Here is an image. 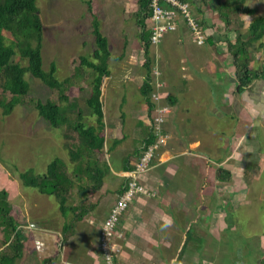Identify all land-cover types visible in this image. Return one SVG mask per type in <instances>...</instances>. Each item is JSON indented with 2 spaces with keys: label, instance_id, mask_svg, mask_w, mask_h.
I'll use <instances>...</instances> for the list:
<instances>
[{
  "label": "rangeland",
  "instance_id": "rangeland-1",
  "mask_svg": "<svg viewBox=\"0 0 264 264\" xmlns=\"http://www.w3.org/2000/svg\"><path fill=\"white\" fill-rule=\"evenodd\" d=\"M88 1L90 2L92 13L96 15L99 21L102 34L108 39L111 53L108 60L110 76L104 80L102 89L103 111L105 109L107 113L119 118V126L117 128L111 125L117 130L110 129L107 124L110 121L103 119L105 127L102 133L105 137V143L98 157L101 161L104 160L106 163L116 166L118 163H123L122 160L126 153L138 148L137 142L139 141L136 140L135 133L138 134L137 132L141 129L138 127L139 120L137 118L141 114L140 108L142 107L144 111V107H146L140 94V87L144 81L142 70L144 55L142 45L138 39L140 28L135 24L134 18L130 16L137 8L135 1L37 0L36 5L39 9V17L43 27L42 69L48 71L50 64H55V78L61 81L68 79L70 82V85H67L64 89L65 95L70 100L76 101V107L81 110L84 116L83 121L86 124H95V120L89 116L90 111L86 106V99L91 89V70L83 67L79 68L82 69L80 74H74L79 67L80 58H90L95 50L91 27L92 14L87 7ZM244 6L255 8L257 12L253 16H246L243 21L240 16L242 13L237 12L235 5H232L230 9L223 10V13L226 12L229 15L231 24L228 26L221 21L222 24L219 23L217 26L221 27L223 25V28L225 27L228 33H232L233 29L236 33H232V35L235 37L238 32L245 31L247 29L246 26L248 27L255 17L264 15V0H247ZM230 10L233 12H230ZM170 33L163 37L161 43ZM188 33H190L191 37L193 36L191 32L188 31ZM2 34L5 37L6 45H9L13 41L10 33L3 31ZM161 43L159 42L158 44ZM158 44L151 43L150 54L152 58H154L155 52L159 51L160 45ZM204 45L195 44L194 48L200 49L198 50L199 52H204L206 51ZM14 49L16 54L11 62L26 66L27 62L19 56L18 48ZM168 55L171 56V53L169 52ZM183 56L187 58L185 54ZM176 57L178 58V55ZM157 67V70L160 71L159 61L157 62ZM258 68L259 65L257 64L254 70ZM159 75L161 81L162 75L160 72ZM216 77L205 73L198 74L197 81L191 83L193 88H189L188 85L190 84H188L187 90L180 92L181 98L178 99V105H175L176 109L175 107L171 108L167 102L163 88L160 90V100L154 101V98L152 100L157 104V107L159 105H167L169 107L170 112L165 116L166 123L170 120L175 110L178 111L177 108L180 105V108L188 107L183 104L187 101L186 104H191L190 114L188 115L187 112L178 114L173 124L178 122L181 130H183L182 126H184V123L186 124V118H190L193 123L198 124L197 130L200 127L201 132L199 129L197 133L198 135L201 134L202 140H206V142L217 140L214 137L215 131L218 128H222L226 137L219 140H224V144H229L233 134L241 132L246 125L244 119H240V108L234 109L225 103L222 107H219V111L222 112L221 116L215 117L213 116L214 113L210 112L211 106L215 104L213 101L214 96L219 92L214 86L216 82H211ZM24 78L30 87L28 94L19 97L18 102L15 103L13 110L9 114L4 115L0 108V187L7 191L6 201L11 206V214L14 213L12 218L18 223L21 233L25 236L23 242L26 252L25 259L18 260L16 264H26L29 260V264L41 263L39 256L33 250L35 245L29 228L31 225H39L51 230L46 231V234H50L52 237L51 259L53 264H61L62 259L71 263L83 262L89 243L93 244L95 242L97 231L95 225L99 222L97 217L102 216V213H105L112 206L115 199L113 191L120 185L123 175L122 173H111L110 176L105 177L104 182L109 187V190L102 189L97 194L86 196L78 191L77 188L71 190L66 206L83 207L88 210L87 213H92L97 221L93 225H90L88 221L82 226H79V222L76 223L75 226L77 225V227L75 229L72 228L73 231L68 230L67 232V242L61 244L59 248L54 247L55 242L58 241H55V239H59L64 223H72L73 225L74 214L77 212L68 211L67 217H62L56 199L52 196L40 194L35 188L25 187L19 179V174L25 171H32L34 175H42L46 172L48 164L57 158L62 161L68 175L74 180L75 187H78V185L84 187L87 180L83 176L82 179H76L73 176L74 163L70 161L66 150L67 145L76 142V132L66 126L61 128L51 127L45 120L40 118L35 109L38 101L44 103L50 100L62 108L67 103L59 100L60 93L57 89L48 88L29 73H26ZM152 81V86L154 87V72H152ZM211 83L212 85H210ZM0 95L5 102L11 98L9 93H2L1 89ZM133 111L134 114H131ZM121 114L123 115L122 117ZM200 114L202 116L197 117ZM67 117L72 122L75 120L76 115L67 112ZM258 133L261 136V131H258ZM123 136L125 137L123 143L112 148V142ZM243 138L245 140L243 141L242 139L241 143L245 144L247 139L245 136ZM170 139L171 137L168 134L166 145L156 153L155 160H160L161 154L167 152L165 150L169 145V141L171 142ZM262 144V141L256 139L254 148L260 152ZM238 147L241 148L239 143ZM109 148L111 151L108 150ZM262 152H264V149H262ZM241 155L243 160L254 156L249 152ZM209 156L211 155L207 154L206 158L210 161V167L214 169L216 168L217 161L215 159L217 157ZM175 158L177 157L164 159V162ZM193 161L191 160L189 164L184 161L183 165H181L183 171L188 170L189 181L191 182L189 186L190 193H187V198L181 201L184 206L189 207V211L192 210V206H201L200 196L198 197L196 195L197 192H195L197 181L195 177L198 180L201 179L203 177V169L199 165V161ZM243 164L245 165V162ZM83 165L84 161L82 162ZM243 169L247 172L246 177L242 178L240 174L237 175V180H240L238 182L240 186L229 183L228 181L230 180H227L225 186L222 187L223 193H212L209 191L210 193L203 194L207 202L210 200V208L205 203L207 207L204 213H212V217L210 218V215H208L207 218L212 226L213 224L216 226L215 224L218 223L217 217L221 216L223 231L221 238L226 236V240L214 241L213 237L210 236L209 241L201 240L199 245L205 248V253H211L209 254L211 258L214 255H219L220 260L222 259L220 264H256L255 261L261 257V253L264 255V169L258 176L253 175L255 171L252 173V170H246L242 166ZM211 173L213 174V171ZM211 181L210 179V184ZM175 188H177L176 185L174 186ZM102 192L106 193L101 196ZM210 196L211 198H209ZM151 197L152 199L157 198L156 192L153 191ZM169 197L173 200L177 199L175 195L165 198L170 199ZM161 205H165V203ZM198 212L202 213V209L200 208ZM88 231L92 232V235L87 236V234H90ZM211 233H213V228ZM190 240H194L192 236L189 237ZM4 243H6L4 242V233L0 228V246ZM4 251L10 253V248L5 247ZM212 264L217 263L212 262Z\"/></svg>",
  "mask_w": 264,
  "mask_h": 264
},
{
  "label": "crops",
  "instance_id": "crops-1",
  "mask_svg": "<svg viewBox=\"0 0 264 264\" xmlns=\"http://www.w3.org/2000/svg\"><path fill=\"white\" fill-rule=\"evenodd\" d=\"M187 1L191 6L194 17L204 28L207 37L204 45L206 51L199 52L198 50L200 49L194 48L195 44L192 41V37L183 23L179 24L175 32L166 36L160 44L159 51H156L154 56L155 63L157 62V57H159L160 74L162 75L161 81L164 85L163 92H165L164 96H166L167 102L168 99L174 100V104L168 103L171 108L175 107L176 109L175 105H178V99L181 98L180 92L186 91L188 84H190L188 85L189 88H193L191 83L197 81L198 74L201 75L205 73L211 76L215 75L217 77L213 78L211 82H216L214 86L219 92L214 96L213 101L215 104L211 106L210 112H213V116L215 117L221 116L222 112L219 111V107H222L225 103L227 106L234 109L240 108L239 116L240 119H244L246 126H244L243 130L238 134H233L229 144H224V140H219L226 137L222 128H218L217 131H215L216 134L214 137L217 138V140L206 142V140H202L201 134L198 135L197 133L200 127L197 130L198 124L193 123L190 118H186V124L184 123V126H182L183 130H181V126L178 122L173 124L178 114H185L186 112L188 115L190 114L191 104H186V101L183 104L188 107L180 108V105L177 108L178 111L175 110L170 120L164 124L166 133L171 137V142L169 141V145L165 150L167 152H163L160 156V160L156 159L153 164H151L150 169L141 177L142 184L152 193L153 191L156 192L157 198L155 197V199H152V197L143 195L138 197L120 219L118 232L121 233L122 238L118 240L121 246V251L117 256L118 264H212V262L220 264L222 259L220 260L218 257L219 255H214L211 258V256H209L211 253H205V248L199 245L201 240L209 241L210 236L213 237L214 241L225 240V238H221V233H223L221 216L219 215L217 217L218 223L215 224L216 227L214 224L212 226L207 219L208 215H210V218L212 217V213H204L207 207L205 203L209 206L210 200L207 202L203 194L210 192L223 193L222 187L225 186L226 180H222V177L225 178L223 174L225 171L230 174V181L228 182L240 186L238 183L240 180H237V175L240 174L242 178H245L247 173L244 169L242 170V166L246 170H252V173L255 171V174H253L254 176H258L264 169V152H262V149H264V80H254L242 93L237 92L235 67L232 54L228 50V44H230V42L235 43L236 36L234 37L232 33L235 34L236 32L232 29V33H228L227 29H225V27L223 28V25L221 27L217 26V24L222 21L219 18L217 7L219 2L224 0ZM135 10L132 13H134ZM230 12L233 11L230 10ZM132 13L130 16H132ZM240 16L244 21L245 17L248 15L241 14ZM229 21L231 24L230 18ZM259 44L260 43L257 42L247 47V52L250 57L249 67L251 69H254L257 64L259 68L262 66L263 50L259 48ZM172 46H174V48H172ZM167 51L171 53V56L168 55L169 52ZM184 54L187 58H184ZM177 55L178 58L176 57ZM212 83L210 85H212ZM180 86H182V88H180ZM144 109L143 111L142 107L140 108L141 114L137 118V120H139L138 127L141 129L137 132L138 134L135 133L136 140L139 141L137 142L138 148L130 152L131 154L126 153L125 156L129 157L130 165L136 161L137 155L142 151L143 142L146 139L148 130L147 121L149 119L147 116V105ZM131 114H134V111ZM243 115H245V117H243ZM122 116L121 114V117ZM201 116L202 114L197 117ZM104 118L110 121L108 123L105 121L110 129L113 128L112 126L116 128L119 126V118L111 113H107L105 109ZM115 127L113 129L117 130ZM258 131H261V136ZM244 136L247 141L245 144H242V139L243 141L245 140L243 138ZM124 138L123 136L120 139H115L112 142V146L114 143H116L115 146H119L123 143ZM256 139L263 143L260 152L254 148ZM238 143L241 145V148L238 147ZM108 150H110V148ZM245 152H247V154L249 152L254 156L247 157V160L244 158L243 160L241 154H245ZM207 154L211 155L209 157H217L215 159V161H217L216 168L212 169L210 167V161L206 158ZM125 157L122 160L123 163H118L116 166L106 163L108 165V170L105 172L103 184L101 188L95 192L97 194L100 193L102 189L109 190V187L104 182L106 179L105 177L110 176L111 173H122L123 179L120 185L113 191L115 198H113L114 201L112 200L113 203L117 195H119L120 188L122 187L121 185L125 180L123 173ZM174 157L177 158L164 162V159ZM191 160H194L193 162L199 161V165L202 166L203 169V177L199 180L195 177L197 180L195 192H197L196 195L198 197L200 196L199 200L201 206H192V210L189 211V207L184 206L181 201L187 198V193H190L189 186L191 182L189 181L188 170L183 171L181 165H183L184 161L189 164ZM244 162L245 165L243 164ZM218 170L222 172L218 173ZM211 171H213V174ZM210 179L212 180L211 184L209 182ZM175 185L177 188L174 189ZM105 193L106 192H102L101 196ZM171 195H175L177 199L173 200L169 197L170 200L165 198ZM209 198H211V196ZM162 203H165V205H161ZM110 208L111 207H109L105 213H102V216L97 217L99 218V222L95 225L97 229L95 244L89 243V248L86 251V257L83 262L71 263L68 261L69 263L93 264L99 260V249L97 246L99 228ZM200 208L202 209V213L198 212ZM10 215L13 216L14 213H10ZM87 221L90 225H93L97 219L92 213H83V216L79 218V220L74 219L72 228L75 229L77 227L75 224L78 222L80 223L79 226H82V224L85 225ZM29 228L35 245V248L32 249L39 256L41 261L40 264H43V261L46 259L51 262L50 256L53 242L51 241V235L46 234V231L51 230L39 225H32L29 226ZM212 228L213 233H211ZM90 230L92 231V229ZM188 231H191V236L194 239L193 241L188 240ZM90 235H92V232L87 234V236ZM7 244L8 243L2 244V246H0V251L3 250L2 252L8 253L4 251L5 247H8ZM219 252L221 254L220 250ZM25 255L26 252L23 247V256L20 260L25 259ZM16 263L17 261H15L14 264ZM29 263L30 260L26 264ZM49 264H52V262Z\"/></svg>",
  "mask_w": 264,
  "mask_h": 264
},
{
  "label": "trees",
  "instance_id": "trees-1",
  "mask_svg": "<svg viewBox=\"0 0 264 264\" xmlns=\"http://www.w3.org/2000/svg\"><path fill=\"white\" fill-rule=\"evenodd\" d=\"M37 0H0V89L2 93H9L11 98L5 102L0 95V108L4 115L9 114L19 97L28 94L30 89L28 82L24 76L29 73L33 78L40 80L45 86L50 89L59 91V100L67 104L65 107H60L58 104L47 100L46 102L38 101L35 105L40 118L45 120L53 128L67 127L76 132V142L66 146L70 161L74 163L73 176L76 179H82V176L87 180L86 185L75 187L74 180L70 178L68 172L64 168V164L60 159L51 161L42 175H34L32 171H25L19 174V179L25 187L37 189L40 194L52 196L56 199L59 205L61 215L66 218L68 211H73L75 220H79L83 213L88 210L83 207L66 206L67 198L71 194L73 188L86 196L94 194L98 191L108 170V165L105 161H100L98 154L101 153L105 137L102 133L104 130V111H103V84L104 80L110 76L108 60L111 56L108 46V39L102 34L100 24L96 15L92 13L90 2L88 1V9L92 14V35L94 36L95 50L90 58L81 57L79 67L76 69L75 75L80 74L85 67L91 70V89L86 106L90 111V117H93L95 124H86L83 121V114L76 106L75 100H70L64 93L67 85H70L68 79L63 81L55 78L56 67L54 63L50 64L48 71L42 69V33L43 27L39 17V9L36 5ZM137 9L132 13L135 24L140 28L139 39L142 43L144 62L142 65L144 81L140 87V94L147 105L148 120H152V113L155 108V103L151 100L152 92V72L154 59L150 54L149 31L146 30V19L150 16L149 5L151 0H134ZM182 3L187 0H180ZM247 0H224L218 4L219 18L225 25L230 24L229 15L224 9H230L235 5L236 11L248 16H253L257 11L255 8L245 7L244 3ZM241 6V7H240ZM240 7V8H238ZM202 26V25H201ZM204 30V28L202 27ZM10 33L12 40L9 45L5 43V37L2 32ZM207 40V37H206ZM259 42V48L263 50L262 66L254 70L249 67L250 57L247 52V47ZM18 54L21 59L27 62L26 66L11 62L13 56ZM228 50L232 54L233 64L235 67V78L237 80L236 90L242 93L248 88L254 80H264V15L255 17L243 32H238L235 38V43L228 44ZM170 104H174L173 99H168ZM67 112L75 114V120L72 122L67 117ZM146 139L143 142L141 153L152 145L155 141L151 126H147ZM116 143L113 144L114 148ZM97 154V156H96ZM95 156V157H93ZM136 158V159H137ZM84 165L82 166V162ZM154 160L151 164H153ZM133 165L129 164V157H125L123 165L124 182L120 188L119 194L127 187L128 175L132 172ZM222 172L218 170V173ZM224 180L230 178V174L225 171ZM223 179V178H222ZM7 191L0 189V228L4 233V242L8 243L10 253L0 252V264H14L23 256V242L25 236L21 233L18 223L10 216L11 207L7 203ZM72 230V223H65L62 228L61 236L62 243L67 241V232ZM191 231H188V240L191 236ZM226 240V236H224ZM262 258V259H261ZM51 262L53 261L50 258ZM253 261V260H252ZM48 259L43 261V264L51 263ZM256 264H264V255L261 253L256 261ZM235 264V263H234ZM253 264V263H252Z\"/></svg>",
  "mask_w": 264,
  "mask_h": 264
},
{
  "label": "built area",
  "instance_id": "built-area-1",
  "mask_svg": "<svg viewBox=\"0 0 264 264\" xmlns=\"http://www.w3.org/2000/svg\"><path fill=\"white\" fill-rule=\"evenodd\" d=\"M165 3V6L160 4ZM170 6V7H169ZM183 22L188 30L192 33L193 41L197 45H203L206 40L205 32L192 16L187 4L179 3L176 0H153L151 3L150 16V42L157 45L163 36L173 32L178 28V24ZM155 83L151 98L154 101L160 100L159 91L163 87L160 81L157 67L154 69ZM153 83V82H152ZM153 101V102H154ZM170 112L169 107L165 105L156 106L152 115V120L148 125L152 127L155 141L148 146L141 156L132 164L133 170L128 175L127 187L121 192L113 204L107 218L105 219L100 235L99 249L101 251V260L98 264H117L116 256L120 252L118 239L121 234L116 231L120 216L139 196L153 195L141 182V177L150 169L156 153L166 145L168 134L164 131L165 116Z\"/></svg>",
  "mask_w": 264,
  "mask_h": 264
},
{
  "label": "clouds",
  "instance_id": "clouds-1",
  "mask_svg": "<svg viewBox=\"0 0 264 264\" xmlns=\"http://www.w3.org/2000/svg\"><path fill=\"white\" fill-rule=\"evenodd\" d=\"M152 1L153 0H151V3H152ZM177 2H179V3H182L180 0H176ZM151 3H150V5H149V8H150V16H151ZM160 4L162 5V6H165V3H163V2H161L160 1ZM183 4H187L188 5V7H189V10H190V12H191V14H192V16L194 17V15H193V13H192V10H191V6H190V4L188 3V2H185V3H183ZM170 7V6H169ZM150 16L146 19V26H148V28H146V30H148L149 31V45L151 46V42H150V36H151V30H150V26H151V23H150ZM195 18V17H194ZM196 19V18H195ZM196 21L198 22V24L201 26V24H200V22L196 19ZM180 23H183V22H180ZM179 23V24H180ZM179 24H178V26H179ZM184 24V23H183ZM185 25V24H184ZM186 26V25H185ZM202 27V26H201ZM187 28V27H186ZM178 29V28H177ZM176 29V30H177ZM188 29V28H187ZM175 30V31H176ZM175 31H173V32H175ZM189 31V30H188ZM190 32V31H189ZM205 32V31H204ZM170 33V32H169ZM166 35V34H165ZM164 35V36H165ZM163 36V37H164ZM205 36H206V34H205ZM163 39V38H162ZM161 39V40H162ZM192 41H193V37H192ZM160 43H161V41H160ZM193 43H194V41H193ZM205 43H206V40H205ZM204 43V44H205ZM195 44V43H194ZM158 45H160V44H158ZM143 50V49H142ZM154 57V56H153ZM154 59V58H153ZM158 59H159V57H157V62H158ZM157 62L155 63V59H154V67H153V69H155V67H157ZM143 65V64H142ZM158 68V67H157ZM160 72V71H159ZM163 84V83H162ZM162 86H164V85H162ZM153 87V86H152ZM163 88V87H162ZM161 88V89H162ZM160 89V90H161ZM152 91H153V89H152ZM151 94H152V92H151ZM159 94H160V91H159ZM151 100H152V98H151ZM153 101V100H152ZM155 103V102H154ZM155 105L157 106V104L155 103ZM156 106H155V108H156ZM167 106V105H166ZM155 108H154V110H153V112L155 111ZM152 115H153V113H152ZM149 121V120H148ZM148 121H147V123H148ZM165 123H166V121H165ZM164 123V124H165ZM149 126V125H148ZM164 131H165V129H164ZM165 133H166V131H165ZM154 161H155V159H154ZM230 179V178H229ZM228 179V180H229ZM227 181V180H226ZM0 189H2V188H0ZM6 191V190H5ZM151 192V191H150ZM118 196V195H117ZM143 196H145V195H143ZM140 197V196H139ZM138 198V197H137ZM136 198V199H137ZM117 199V198H116ZM135 199V200H136ZM134 200V201H135ZM116 201V200H115ZM134 201L132 202V203H134ZM115 203V202H114ZM113 203V204H114ZM131 203V204H132ZM113 204H112V206H113ZM112 206H111V208H112ZM11 207V206H10ZM130 207V206H129ZM129 207L124 211V213L129 209ZM111 208H110V210H111ZM110 210H109V212H110ZM109 212H108V214H109ZM11 213V212H10ZM124 213L120 216V219H121V217L124 215ZM108 214H107V216H108ZM11 216V215H10ZM107 216L105 217V219L107 218ZM12 217V216H11ZM63 217V216H62ZM105 219L103 220V222L101 223V226H100V228H99V233H98V244H97V246H98V249H99V235H100V231H101V227H102V225H103V223H104V221H105ZM120 219H119V222H120ZM119 222H118V225H119ZM66 223V222H65ZM64 223V224H65ZM68 224V223H67ZM118 225H117V228H116V231L118 232ZM32 226V225H31ZM34 226V225H33ZM21 229V228H20ZM61 232H62V230H61ZM119 233V232H118ZM119 234H121V233H119ZM121 238H122V235H121ZM120 238V239H121ZM120 239H118V240H120ZM58 240V241H57ZM55 241H57V242H55V247H60L61 246V244H65V243H62V236H61V233H60V237H59V239H55ZM118 243H119V241H118ZM120 245V244H119ZM63 246V245H62ZM120 248H121V246H120ZM120 251H121V249H120ZM120 253V252H119ZM119 253L117 254V256L119 255ZM117 256H116V263L118 264V261H117ZM52 256H50V258H51ZM100 260H101V251H100V249H99V260L97 261V262H95V263H93V264H98L99 262H100ZM52 264H53V261H52ZM61 264H71V263H69V262H67L66 260H64V259H62L61 260Z\"/></svg>",
  "mask_w": 264,
  "mask_h": 264
}]
</instances>
